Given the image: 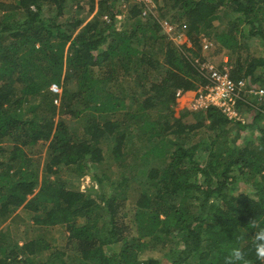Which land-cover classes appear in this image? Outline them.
Instances as JSON below:
<instances>
[{
  "label": "trees",
  "instance_id": "obj_1",
  "mask_svg": "<svg viewBox=\"0 0 264 264\" xmlns=\"http://www.w3.org/2000/svg\"><path fill=\"white\" fill-rule=\"evenodd\" d=\"M132 1L94 4L90 0L88 13L96 8V17L85 20L72 14L61 23L56 19L75 0L0 1V220L22 208L34 213L36 225L64 226L66 246L89 264H225L228 249L236 244L244 248L246 264H261L253 240L257 229L264 227V122L257 126L260 137L254 148L237 146L235 139L217 146L216 136L204 142L205 138L197 137L201 128L221 130L229 121L215 107L190 109L189 98L176 96V91H194L208 82L209 69H200L195 61L200 58L199 34L212 28L222 10L230 18L227 29L214 35L219 50L233 54L246 46L243 39L253 37L264 50V0H162L154 16L147 15L145 21L140 19L141 5ZM121 3L126 5L128 21L124 30L114 25ZM44 4L53 9L52 16L42 15ZM172 12L187 22L185 29L174 30L179 44L160 33V22ZM133 72L140 74L134 84L146 88L143 92L137 87L139 96L131 87L117 85ZM228 74L234 82L246 79L247 85L264 88V51L236 60ZM51 85L61 90L58 108L53 104L56 95L48 91ZM38 98L39 112L33 121L23 112H30L33 105L28 103ZM129 99L134 110H127ZM153 103H161L168 113L161 122L147 118ZM258 103L260 109L246 128L264 120V97ZM117 113H122L121 119L112 121ZM84 116L88 138L74 137L72 123ZM96 118H104L103 123ZM140 118L149 140L141 163L156 159L164 165L130 178L133 183L125 200L134 210L140 238L129 244V227L119 216L124 200L100 192L107 218L93 222L89 214L96 198L68 189L58 178L49 180L48 175L102 163L98 141L104 138L112 139L113 160L121 159L125 136L118 128L126 130ZM171 137L185 144L174 143L177 146L168 153ZM38 145H47L50 151L43 179L27 158ZM204 152L207 159L201 165L195 156ZM97 182L102 191L101 179ZM27 195L34 197L27 199ZM80 216L88 223L78 225L75 220ZM34 243L11 246L0 236V264L27 263L28 256H18L35 251ZM158 244L166 247L158 259L138 260L140 252ZM112 245L118 251H108ZM37 264L66 263L61 259Z\"/></svg>",
  "mask_w": 264,
  "mask_h": 264
},
{
  "label": "rangeland",
  "instance_id": "obj_2",
  "mask_svg": "<svg viewBox=\"0 0 264 264\" xmlns=\"http://www.w3.org/2000/svg\"><path fill=\"white\" fill-rule=\"evenodd\" d=\"M1 2H10L12 0H0ZM162 0H154V11L158 10V7L161 5ZM98 0H94V4H96ZM134 4L138 3L133 0ZM163 4V2H162ZM91 3L90 0H75V2L71 6H67L64 11V15L58 17L56 19L57 23H61L68 15L72 14H80L79 17L90 20L94 16H97L96 8L90 14L88 13L89 7ZM82 7L83 10L77 9V7ZM125 8L126 5L124 3L119 5L120 11L119 17L120 19H116L115 27L118 30H124L126 26H128V21H125ZM223 11V10H222ZM219 12V17L217 20L213 22L212 28L208 31H202L199 34V40L201 45L200 50V58H197L195 61L199 63L200 66H213L215 68L226 70L231 69L236 60H244L247 57L257 56L263 53L262 45L257 41V38L253 37L249 40L243 39L242 43L245 42L246 46L242 45L240 50H237L233 54L225 49L219 50L218 44L215 42L214 35L218 32L225 31L227 29V19L230 16H226L223 12ZM54 11L52 8H48V5H43V12L42 15L52 16ZM174 17L173 20L170 21V18ZM104 18V17H103ZM108 19V18H107ZM142 21H145V17L140 18ZM166 21L168 26H170V30L168 32L161 29V34L166 36L167 39L171 40L174 44H179V35L174 34V30L177 26H181L183 29L186 28L187 22L182 18L179 17L177 13H171L165 18L162 19L161 22ZM63 30L66 28L63 26ZM189 47V44H187ZM202 60V61H199ZM95 77L99 76V73L96 72L94 69ZM140 74L137 72H133L132 76L127 79H123L117 85L119 87H131L132 93H137L140 95V90L137 87V84L132 81L134 78H138ZM147 80V79H146ZM144 80V84H147L148 81ZM244 84L247 85V80H243ZM249 85V84H248ZM51 85L48 88L49 93H53L54 100L53 104L58 108L60 104V88H57L55 85L52 88ZM253 87H258L256 85H252ZM143 92H146V88L141 87ZM263 88V87H259ZM264 89V88H263ZM194 91H187L184 92V96L189 98L190 101V109H191V100L193 98ZM143 95L142 97H144ZM264 97V95H263ZM243 101L249 106L248 108L243 106L242 104L236 102V109L243 117L244 124L233 121L228 122V124L223 129H218L215 131L208 130L206 127L201 128L197 132L198 138H205L204 142H209L210 138L213 136L215 137L216 145H221L222 142L227 141L230 143L233 139H235V144L237 146H246L249 148H254L259 142V132L257 130V126L263 124L264 120L259 121L260 123L254 124L251 128H246L244 125H248L252 121V116L255 114L256 110L260 109L259 101L256 99L254 95L245 94L242 98ZM262 99V98H261ZM40 99L31 100L28 104L33 105V109L29 111L23 112V114L33 120L37 121V117L35 116L38 112V102ZM126 102L129 103L127 110H134L135 106L130 105V99ZM244 103V102H243ZM75 106V105H74ZM26 107V105H25ZM79 107V106H78ZM147 118L150 120H155L161 122L162 118L168 115L166 109L162 106L161 103H153V106L149 108L147 111ZM88 116L94 115L92 112H86ZM122 113H117L111 120H120ZM58 113L55 112L52 115V121L56 123ZM247 116L250 119H246ZM98 122L103 123L104 118H96ZM248 120V121H247ZM144 121L143 118H140L138 121H132L129 123L125 129H122L121 126L118 128V131H124V144L122 146V158L121 159H114L111 155V148H112V139L111 137L108 139H101L98 141V145L101 148L103 161L100 164L89 165L86 169L78 170L75 167H67L61 170L58 174L55 175H48L49 180H54L55 178L60 179V181L65 184L68 189L78 190L83 192L90 193L91 198H96L95 202L97 205L91 208L92 212L90 215V221L101 223L103 219L107 218V215L102 211V203H100L98 194L100 192H104L107 195L112 194L117 197L119 200H124V204L122 207L121 212L119 213L120 220L125 223L129 227L126 230V240L130 244L135 241V239L140 238L138 237L137 229L139 224H135L133 219L134 210H132V206L130 203L125 200L128 192V185L133 183V180L130 178L134 176V178L145 176L147 171L152 166L162 167V164L158 162L156 159H150L146 165L141 163V160H144L143 157L145 156V152L149 149V140L146 137L147 131L142 129L140 126ZM77 122V123H76ZM74 121L72 123V130L71 134L74 137L81 136L82 138L87 137L83 130V123L85 122V116L78 121ZM238 123L240 125H238ZM75 125V126H74ZM244 126V127H241ZM173 140L169 143L166 151L168 153L174 150L175 144H182L185 143L176 140L178 138L171 137ZM175 143V144H174ZM217 145V146H218ZM34 152H29L27 158H29L32 162V168L37 172L39 179H43L46 176L44 171V166L48 162L50 157V151L47 149V145H38L34 148ZM202 151V150H200ZM207 159L206 153H198L195 156V160L198 161L201 165H205ZM15 166L12 167V170ZM95 176V177H93ZM200 176L198 177V180ZM98 179H101L102 191L99 188V184L97 182ZM131 186V185H130ZM34 195H27V199H33ZM34 213H31L29 210H25L22 208H16L7 218L4 220H0V236L5 242H8L11 246L14 244L21 246L25 243L34 241V249L31 254L27 253H20L18 258L28 256L27 263L24 264H37V263H50L59 260H64L66 264H89L88 262H83L79 255H76L72 252V250L67 245V236L68 233L64 226L53 225V226H42L36 225L32 222ZM76 223L78 225L87 224V220L84 216H80L77 218ZM93 231V229H92ZM149 238H141L143 242L147 241ZM119 245V243H118ZM166 247H162V245L158 244L154 248L146 249L138 254L139 261H145L150 257H156L157 259L161 255V250L164 251ZM108 251H118L117 245H112L107 247ZM91 264V263H90Z\"/></svg>",
  "mask_w": 264,
  "mask_h": 264
},
{
  "label": "built area",
  "instance_id": "obj_3",
  "mask_svg": "<svg viewBox=\"0 0 264 264\" xmlns=\"http://www.w3.org/2000/svg\"><path fill=\"white\" fill-rule=\"evenodd\" d=\"M141 5V17L155 14L154 0H135ZM105 20H108L104 17ZM116 19H120L116 16ZM164 31L168 32L170 26L166 21L160 22ZM200 66V65H199ZM208 68L210 73L207 76V83L197 86L191 100V109L200 110L208 107L217 108L222 115L229 121H238L244 124L243 117L236 109V102H244L245 94H251L259 101L264 95V89L244 84L243 81L234 82L229 78L228 70L219 69L213 66H200V69ZM55 86L53 85L52 88ZM184 95L181 91H176V96Z\"/></svg>",
  "mask_w": 264,
  "mask_h": 264
},
{
  "label": "clouds",
  "instance_id": "obj_4",
  "mask_svg": "<svg viewBox=\"0 0 264 264\" xmlns=\"http://www.w3.org/2000/svg\"><path fill=\"white\" fill-rule=\"evenodd\" d=\"M253 224H255L254 221ZM253 246L257 260L264 264V227H259L255 232ZM225 264H246L244 248L239 244L230 247L225 256Z\"/></svg>",
  "mask_w": 264,
  "mask_h": 264
}]
</instances>
